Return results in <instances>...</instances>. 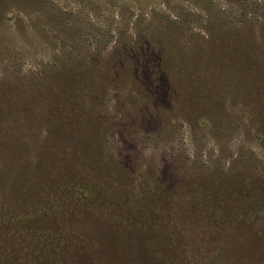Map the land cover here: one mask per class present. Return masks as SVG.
<instances>
[{
  "label": "rangeland",
  "instance_id": "obj_1",
  "mask_svg": "<svg viewBox=\"0 0 264 264\" xmlns=\"http://www.w3.org/2000/svg\"><path fill=\"white\" fill-rule=\"evenodd\" d=\"M140 1L0 0V80L83 68L74 95L85 87L89 118H98L84 129L68 111L69 122L54 121L39 164L29 141L0 144V206L37 194L51 207L49 217L25 220L34 230L21 243L0 235V253L25 247L40 264H264V144L244 113L231 109L243 128L218 129L192 119L169 93L138 91L142 79L121 81L120 61L113 65L120 41L154 19L164 21L159 43L170 29L186 48L248 33L264 50V0ZM51 13L55 21L40 20ZM242 21L248 26L235 25ZM16 176L10 187L6 178ZM26 206L16 209L33 208Z\"/></svg>",
  "mask_w": 264,
  "mask_h": 264
},
{
  "label": "trees",
  "instance_id": "obj_2",
  "mask_svg": "<svg viewBox=\"0 0 264 264\" xmlns=\"http://www.w3.org/2000/svg\"><path fill=\"white\" fill-rule=\"evenodd\" d=\"M148 1L142 0L140 5H144ZM164 16L169 17L159 14L156 19ZM40 20L55 21L52 13L41 17ZM241 24L248 26V23L243 21L235 23L237 26ZM163 26L164 21L154 19L146 22L143 29H135L136 33H134L133 25L128 24L127 29L132 30L133 36L128 35L120 41L119 55L114 57L113 61V65L120 61V80L136 84L139 82L138 79H142L143 82H139L140 89L138 91L154 94V96H157L158 93L152 92L169 93L171 98L178 101L179 106L184 108L192 119H212L214 126L221 130L233 127V124L237 128H243L246 126L245 123L236 121V118L246 116L247 127L257 134L263 146L264 64L261 63V59L264 57V50L258 36L235 33L227 34L228 36L214 34L205 38L204 35L205 40L201 45L196 43V45L186 48L180 44V38L174 34L173 29L164 31L159 43L158 30H162ZM177 28H179V24H177L176 30ZM249 29L246 31L248 32ZM179 30L177 31L179 32ZM167 43L171 45L166 47ZM172 44L175 46L172 47ZM203 44H208V46ZM42 67L47 69L48 66ZM68 67L60 72L59 68L52 66L44 80L35 82L9 80L8 78L0 80V144L5 141H15L23 145L29 141L36 146L34 147L37 152L35 161L39 164L42 162L40 150L44 151L42 147L46 145H44L43 134L47 132V128L54 121L69 122L67 111L71 113L70 121L77 126L81 125L82 129L97 124L98 118L93 123L87 113L88 102L84 93L86 88H79L81 92L79 97L74 95V87L81 83L87 71H84L83 68ZM148 72L150 78L147 77ZM34 89L38 91L31 94L30 90ZM42 90L49 93L45 95ZM16 92L25 95H17ZM58 101L63 108L60 113L54 109ZM231 109L240 110V113L244 114L238 117L239 114H233ZM96 134L100 135L97 132ZM20 154L15 153L14 160L18 159ZM3 155L4 151L0 150V173L4 172ZM6 180L10 187L12 184H17V176L14 179L7 177ZM20 180L18 179V181ZM245 198L247 199L248 196ZM21 199L25 201L27 197L21 195L12 208L7 204L0 206V235L13 236L20 243L21 237H25L27 231L34 230L33 228L27 229L28 224L25 220L42 215L47 218L50 215L47 208H51L43 207L37 194L25 202ZM22 204L32 205L33 208L30 210L31 207H28L26 212H19L16 208L20 209ZM36 205L37 207H35ZM1 207L4 210H1ZM262 210L264 209H258V211ZM36 233L39 232H35L33 236ZM41 233L45 234L42 231ZM28 242L37 243L30 240ZM38 246L44 245L38 243ZM49 246L51 245L49 244ZM14 247L15 244L12 248L14 249ZM34 252L37 253V250ZM25 254V247L17 252L15 249L14 251L10 250V253L5 257L0 253V264H40L38 260L31 262L32 259Z\"/></svg>",
  "mask_w": 264,
  "mask_h": 264
}]
</instances>
